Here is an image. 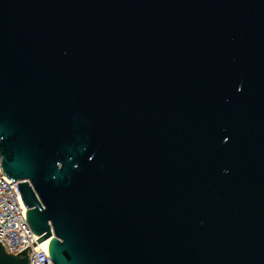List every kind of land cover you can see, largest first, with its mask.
Listing matches in <instances>:
<instances>
[{"label": "water", "instance_id": "1", "mask_svg": "<svg viewBox=\"0 0 264 264\" xmlns=\"http://www.w3.org/2000/svg\"><path fill=\"white\" fill-rule=\"evenodd\" d=\"M0 164L55 264H264V0H0Z\"/></svg>", "mask_w": 264, "mask_h": 264}, {"label": "built area", "instance_id": "2", "mask_svg": "<svg viewBox=\"0 0 264 264\" xmlns=\"http://www.w3.org/2000/svg\"><path fill=\"white\" fill-rule=\"evenodd\" d=\"M0 164V242L13 254L29 248V264H55L48 245L34 244L38 235L27 220V206L23 201L19 180L1 170Z\"/></svg>", "mask_w": 264, "mask_h": 264}, {"label": "bare ground", "instance_id": "3", "mask_svg": "<svg viewBox=\"0 0 264 264\" xmlns=\"http://www.w3.org/2000/svg\"><path fill=\"white\" fill-rule=\"evenodd\" d=\"M48 243H49V239H47V240H45V241L42 242V244H43L44 246L48 245Z\"/></svg>", "mask_w": 264, "mask_h": 264}]
</instances>
